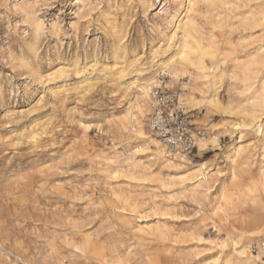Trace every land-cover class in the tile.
<instances>
[{
    "label": "rangeland",
    "instance_id": "obj_1",
    "mask_svg": "<svg viewBox=\"0 0 264 264\" xmlns=\"http://www.w3.org/2000/svg\"><path fill=\"white\" fill-rule=\"evenodd\" d=\"M159 85L185 162L137 132ZM263 213L264 0H0V264H264Z\"/></svg>",
    "mask_w": 264,
    "mask_h": 264
},
{
    "label": "built area",
    "instance_id": "obj_2",
    "mask_svg": "<svg viewBox=\"0 0 264 264\" xmlns=\"http://www.w3.org/2000/svg\"><path fill=\"white\" fill-rule=\"evenodd\" d=\"M151 109L147 117L149 131L171 152L191 154L198 147L196 141L204 132L193 123L192 110L180 101V89L159 85L152 88ZM252 250L264 258V239Z\"/></svg>",
    "mask_w": 264,
    "mask_h": 264
},
{
    "label": "bare ground",
    "instance_id": "obj_3",
    "mask_svg": "<svg viewBox=\"0 0 264 264\" xmlns=\"http://www.w3.org/2000/svg\"><path fill=\"white\" fill-rule=\"evenodd\" d=\"M180 27H181L183 33L187 36V34H189L190 29L193 28V25H192V22H190V20H188V21L185 20L181 24ZM184 43H185V40H184ZM194 65H196V64L188 56V54L185 51H181L176 57H174V56L171 55L168 59L159 62L158 68H160V72H162L163 74L166 73V74H168V75H170L172 77H175V76L183 73L184 70H188L189 69V66H194ZM191 73H190V78H191ZM158 82H160V81H158ZM158 82H157V80L156 81L154 80L153 83H150L149 82V83L145 84L143 86V88H142V90L144 91L143 92L144 96L145 95L147 96V89L150 88L152 86V84H154V83L157 84ZM184 95H186V93ZM187 98L188 97L186 96L185 99H187ZM189 98H191V100L194 99L193 96H191V95H189ZM183 99H184V97H183ZM181 101H182V99H181ZM151 103H152V97H151V92H150V98H149V94H148V98H147V106H149V104H150V109H151ZM193 104H195V102ZM138 124H139L138 130H137L138 134H140L141 137L144 138V139L150 138L151 139L150 141L156 144V149L159 152V154H161L162 156L166 157L169 160H175V161L185 162L184 157H187L186 154L175 153V152H168V150L165 149V146L164 145H163L164 146L163 147L162 145H160V144L157 143V141L160 142L159 139H156L154 136H152L147 131L146 132H143L142 131V129H141V122H138ZM199 139L203 140L204 137H200V138H198V140ZM206 142H208V140H206L205 142H202L201 145H200V147L198 149L199 150L205 149L204 147L201 148V146L207 145ZM209 142H211L213 144H217L218 143V137H217V135L216 134H211L210 139H209ZM239 151H240V147L236 148V152H239ZM178 156L179 157H183V159L182 158H178ZM190 163H192V162H190ZM192 165H194V163H192ZM253 224H254L255 227H259L261 225H264V213H263V215H259V217L256 218V220L254 221ZM262 235H263L262 233L261 234H257L256 237H260ZM236 252H239V254L237 255L239 264H254V261L255 260H253L251 258H242V257H244L243 254H242L243 251L237 250Z\"/></svg>",
    "mask_w": 264,
    "mask_h": 264
}]
</instances>
